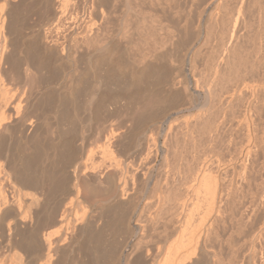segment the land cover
<instances>
[{"label": "bare ground", "instance_id": "1", "mask_svg": "<svg viewBox=\"0 0 264 264\" xmlns=\"http://www.w3.org/2000/svg\"><path fill=\"white\" fill-rule=\"evenodd\" d=\"M57 1L58 4L53 1L57 6L52 1L50 3L53 6L46 5H51L46 18V21H52L51 25L44 31H32V34H25L26 37L21 38L23 35L19 33L18 21L31 15L34 7H20V2L0 0V245L4 241L2 249L8 253L5 254L8 259H1L0 264H57V254L61 255L69 248L75 249V254L77 252L72 264H147L148 254L156 246L158 248L159 244L163 245V250L160 249L162 252L156 255L153 264H264V79L260 78V81L245 78L249 70L255 71V66L257 69L264 66V12L261 9L264 10V0L253 1L258 4L261 1L263 6L259 7L260 4L255 3L261 12L258 14L255 10L259 15V25L256 22L259 27L258 30L255 29L259 41L257 38L253 39L258 41L254 42L257 43L259 56L258 60L254 59L258 63L249 62L250 67L244 56L248 51L247 44L246 52L242 51L245 50L243 43L239 47L243 49L237 47L242 38L246 39L250 26H253L250 20L254 16L251 19L246 11L255 5L252 0H248V4L246 0H235L239 5L233 4L237 6L236 12L231 13L233 16L227 15L224 0H146L149 4L144 3L145 0H134L135 3L140 2V5L141 2L147 3L152 8L156 3L163 13L175 8L174 17L187 29L188 22L196 15L193 39L198 42V47L184 52V59L190 69L188 73H180L182 78L179 80V77L176 84L179 94L185 95L186 105H189L186 109L190 110L188 115L187 112L186 115L181 114L186 105L180 101L184 107L175 110L176 118L167 116L163 121L165 124H160L157 119L159 117H156L158 111L155 107L159 105V100H152V89L149 90L146 86L149 64L143 62L141 70L135 69L127 77L125 69L132 62L126 48L123 47V59L119 53L113 57L116 39L118 41L122 34L125 36V32L130 30L128 27L133 24L127 22V16L130 19L132 14L131 19L133 17L134 20H131L134 22L131 29L135 34L131 35L136 39L139 34L138 38L144 40V43L148 36L144 30L148 33L150 29L155 31L161 22L160 16L150 14L147 7L148 12L150 11V20H147L148 15L140 13L145 7L139 12V7L135 9L137 3L135 6L133 2L130 3L132 0H121L119 5L118 0ZM180 2L184 5L188 3L186 15L180 14L184 6ZM247 5L251 8H246ZM118 8L119 23L118 20L113 21L116 22V28L114 29V25L112 34L109 36V32L104 31L109 38L102 34L105 43L100 47L93 45V40L101 35L100 31L106 26L103 24L110 19L109 15L113 17L114 13L118 14L114 12ZM153 16L158 24L153 19L151 21ZM125 20L129 26L125 25ZM149 21L156 27L152 28L153 23L150 24ZM166 21L169 20L166 18ZM96 22L97 26L91 27ZM206 24H210L208 29L214 26L212 34L211 30L208 32L206 29ZM162 29L164 27L161 31ZM169 29L171 28H167ZM214 33L219 39L218 43L215 40V45H212L210 40ZM16 35L23 40L20 39L21 45L18 43L19 47H15V53L11 56L10 46L14 48V41L12 43L11 39L17 38ZM126 36L123 38L127 39ZM151 42L152 46H156L158 41ZM77 45L83 46L84 50L90 45L92 48L96 46L95 53L79 55L80 66L76 65L77 62L72 57ZM205 46H208L206 50ZM64 50L66 55H63ZM153 50L155 54L156 49ZM236 50L244 52V60L249 67L248 71L244 70L245 77L241 69H235L241 66L238 64L240 62L235 63L238 64L236 67L233 64ZM251 52L250 49L248 53ZM196 55L202 56L200 59L203 61L199 66L195 65ZM107 56L109 60L113 57L110 60V76L105 74L97 78L93 74L91 81H87V84L90 83L88 86L83 83L93 65L98 66L99 62L102 64ZM9 59H12V63ZM65 63L70 66L71 73L78 66L82 72L79 75L68 74L72 76L68 81L65 80L68 83H65L66 93L58 94L51 105L50 99L55 95L51 98L42 88L47 89L50 76L53 73L55 75L57 69ZM241 63L245 65L244 61ZM138 64L133 66L138 68ZM107 68L109 70L108 66ZM208 68L212 69L209 77L206 76L208 74L205 75ZM260 72L264 73L263 68ZM8 74L12 85L20 87L18 92L7 93L3 82L9 78ZM108 79L114 80L116 86L120 85L118 90L127 92L132 98V93H146L144 92L143 99L141 94H138L142 96L138 100L130 98L128 102H133L128 103V106L126 103L125 119L112 120L101 128V118L94 119L97 115L94 111L96 106L93 102H85L93 101L98 89L109 86ZM174 81L175 77L169 83L171 87L176 83ZM82 84L86 86L82 88ZM26 86L36 88L34 97L30 91L25 93ZM76 90L78 96L75 95ZM81 90H87L85 92L89 94L82 92L81 95ZM24 94L27 95L22 99ZM80 95H87L83 97L85 101L81 103L85 105H81V109L87 111V120L91 126H95L96 135L92 142L93 149L87 150L90 152L87 153L89 162L78 164L69 173L67 167L72 159H67L65 164L63 159L75 150L70 136L76 128L75 117L79 113L77 104H81L80 101L76 103V98L81 97ZM47 102L51 108H48ZM47 110L56 118L54 131L50 130L54 133L51 141L47 140L46 132L44 136L39 133L38 128L39 115H46ZM138 122L152 126L149 134L136 138ZM16 129L21 133L17 138L20 141L18 146L23 144L24 150H18L17 145L10 148L8 141L16 134L13 135ZM130 144L137 145L139 150L129 153ZM169 152L174 156L172 164L171 156L168 158ZM160 155L161 161H158ZM55 167L60 168L59 174ZM158 167L161 168L157 170ZM83 179H87L88 185L83 183ZM56 195L60 197L58 210L48 208L49 199ZM138 196H142V204H138ZM54 225H58L56 230L49 229ZM120 233L124 236L127 234L122 243L124 246L127 244L128 249L123 248L122 244L114 245V242L120 241ZM117 235L119 240L116 239Z\"/></svg>", "mask_w": 264, "mask_h": 264}, {"label": "rangeland", "instance_id": "2", "mask_svg": "<svg viewBox=\"0 0 264 264\" xmlns=\"http://www.w3.org/2000/svg\"><path fill=\"white\" fill-rule=\"evenodd\" d=\"M15 1V3H18V2H20V4H18V6H20V7H26V8H37L36 9V11H35V9L33 8V9H31L32 11H33V13H31V15L29 14V16L27 15V18L26 17H24V18H21L18 22L20 23L19 24V33L20 34H22L23 35V37H21V35H20V37L21 38H25L26 37V35H30V34H32V31H33V33H37L38 31H44L45 29H47L50 25H51V23H52V21L51 20H48V21H46L47 19V16H48V14H49V7L52 5V3H53V1L56 3V4H58L57 2H59V1H57V0H49L48 2L47 1H45L44 0V2H46L45 4H44V2L42 1V0H14ZM31 1V2H30ZM52 1V3H50ZM122 1H124V0H122ZM130 1V0H129ZM149 1V0H148ZM148 1H144V3L145 2H147L148 3ZM155 1V0H154ZM221 1V0H220ZM225 1V2H224ZM223 1V3H225V9H226V12H228L227 13V15H231V13H235L236 12V10H237V6L239 5V2H238V4H237V2H234L235 0H232L231 1V3H230V0H224ZM227 1V2H226ZM237 1H239V0H237ZM250 1V0H249ZM254 0H252L251 2H253ZM262 1V0H261ZM261 1L259 2V4L261 3ZM25 4H24V3ZM43 4H42V3ZM120 3L121 2V0L119 1H117V3ZM134 3V6H135V4L137 3H135L134 2V0H132V1H130V3L131 4H133ZM228 2H229V4H228ZM234 2V3H233ZM246 2H247V4H248V0H246ZM245 2V3H246ZM257 2V1H256ZM256 2H253L254 4L256 3ZM119 3H118V5H119ZM144 3H142L141 2V5H140V2L139 3H137L136 5H137V7H135V9L137 8L138 9V7H139V12L140 11H142L141 10V8L142 7H145L143 10L145 11H142V12H140L141 14L142 13H145L146 15H148L147 17L149 18L150 17V15H149V13H150V11H151V13L150 14H152V13H154V15L156 16V14H158V16H160V18L159 19H161V22L162 23H164L165 22V20H166V18H167V20H169V21H166L165 22V24H163V25H160L161 24V22L159 23V25H160V28H159V25H157V28H155L156 26L154 25V23L153 22H155V24H158V23H156V20H154L153 18H155L154 16L153 17H151V21H152V19L154 20L153 22H151V23H153V25H152V28H155V31H154V29H150V33H148V31H146L145 32V30H144V33H147L148 34V36H147V39L145 40V43H144V40H140V38H138L139 37V34H137L138 36H136V39H135V37H133V35H131V34H133L134 32V30H133V28L131 29V27L133 26V24H134V22H131V20H133V17H132V19H131V16H132V14H130V19L128 18V16H127V18L126 19H128V21L127 22H129V23H133L132 25H130V24H128L127 22H126V20H125V25L126 26H129L130 25V27H128V28H130V30L132 31H130L129 29H125V30H129L130 31V34H129V31L127 32L128 34H126V32H125V36L126 35H128V36H126L127 37V39L126 38H123V37H125V36H123L124 34H122L119 38H118V41H117V39H116V42H115V44L113 45V48L114 49H116V50H114V54L115 55H113V53H112V55H113V57H116V54H121L122 56H120V57H122V59L124 58V54H125V52L123 51L125 48H126V53H128L129 55H130V57H131V62H132V65L129 67L128 66V68H126L125 69V73H126V76H127V72H128V76L127 77H129L130 76V73H132V72H134L135 71V69H138V70H141L142 68H143V66H144V63L145 64H149V67H150V69H149V73H147V74H149V79L147 78L146 79V86H147V88L149 89V90H151V97H152V100H154V101H158L159 100V107L157 106V108L155 107V109H156V111H158L157 112V116L156 117H159V118H157V119H159L158 121H159V123L161 124V122H163V121H165V119L167 118V116H170V117H172V118H176V114L174 115V112H176L177 110L176 109H178L179 110V108L181 109V108H183L184 107V105H182V103L183 104H185L186 105V98H185V95H180L179 94V92H178V89L176 88V84H177V82L179 81V80H181V78H182V73L183 74H185V73H188V71H189V69H190V66H189V64L187 63V61L184 59V54L187 52V50H189V49H191V48H194L195 49V47L197 48L198 47V42L196 41V39H193L195 36V32H194V30H195V23H196V15H194L193 16V18H192V21H189L188 22V29H187V27L186 28H184L183 27V25H182V23H180L179 22V20H177L178 18L175 16L174 17V10H175V8H173L172 10H167L166 11V13H163L162 11H161V8L159 7V5L158 4H156L155 2V4H154V6H153V8L152 7H149L150 5H146V4H144ZM252 3V4H253ZM262 3L264 4V2L262 1ZM261 3V4H262ZM47 4H51V5H48L49 7H47L46 5ZM54 4V3H53ZM56 4H54V5H56ZM149 4V3H148ZM227 4V5H226ZM233 4H236V5H233ZM251 3H249V5H250ZM253 4V5H254ZM258 4V2H257V5H259ZM259 5V7H262L263 5ZM45 5V6H44ZM139 5V6H138ZM142 5H144V6H142ZM146 5V6H145ZM157 6V8H156V6ZM180 5L181 6H183L184 4H183V2H180ZM187 5H188V3L186 4V5H184L183 6V8H181V11H180V14L183 16V15H186L187 14V11H186V9H187ZM246 5V4H245ZM245 5H244V7H245ZM256 5V4H255ZM254 5V6H255ZM255 6V7H257V8H255L254 6V8L252 7H250L251 9H247L246 11H248V16H250L251 17V19H252V17L254 16V18L256 19H252V20H250L251 22V24L253 25V26H250L251 28H249V30L248 31H250V32H248V34H246V36H245V38L246 39H244V40H246L247 41V43L243 40V38H242V42L240 41V45L237 47V49H243V47H241V48H239L240 46H242L243 44H244V47H245V45L247 46V49H248V51H247V49H246V47H245V50H242V51H244V52H246V54H244V56H245V59H246V61L244 60V56H243V53L244 52H242L241 50H238V52H237V50H236V56H235V58L236 59H234L233 60V64H235V63H237V62H240V63H238V64H240L241 66L239 67V66H237L238 64H235L234 66L236 67L237 66V68H235L236 70L239 68V69H241L242 70V72H240V74L242 73L243 74V76L245 75V69H247V68H249L250 67V64L251 63H255V60L254 59H256L257 58V60H258V56L259 55H257L258 54V52H257V48H256V44L258 43V33H257V30H258V28L257 27H259V26H257V25H259V23L257 22V20H258V18H259V15H257L256 13H258L260 10H259V7L258 6ZM32 6V7H31ZM35 6H38V7H35ZM53 6V5H52ZM57 6V5H56ZM141 6V7H140ZM186 6V7H185ZM228 6H230V7H228ZM232 6H234L233 7V10H232ZM43 7V8H42ZM45 7V8H44ZM55 7V6H54ZM149 9H148V8ZM248 7V5L246 6V8ZM248 7V8H249ZM264 7V6H263ZM47 8V9H46ZM152 8V9H151ZM159 8H160V10H159ZM186 8V9H185ZM229 8V9H228ZM231 8V9H230ZM245 8V9H246ZM41 9V10H40ZM46 9V10H45ZM150 10L149 12H148V10ZM252 9H254L253 11H254V13L252 12ZM262 9V11L264 12V10H263V8H261ZM116 10H118V11H114V12H118V14H116V13H114L113 14V17H111L110 15H109V18L110 19H108V20H106L107 21V23L108 22H110V23H106V21H105V24H103V25H106L105 27L104 26H102V28L104 27L105 28V30H103L102 28V30L100 31L101 32V35L103 34L105 37H107V39L109 38V36L112 34L111 32L113 31V27H114V25H115V23H113V21H117L118 20V23H119V18H120V15H119V12H120V9L118 8V9H116ZM228 10V11H227ZM255 10H256V13H255ZM259 10V11H258ZM43 11V12H42ZM138 11V10H137ZM147 11V12H146ZM183 11V12H182ZM233 11V12H232ZM251 13H250V12ZM36 12V13H35ZM48 12V13H47ZM113 12V11H112ZM148 13V14H147ZM171 13V14H170ZM260 14H261V12H259ZM258 13V14H259ZM121 14V13H120ZM163 14V15H162ZM165 14V15H164ZM167 14V15H166ZM233 14L231 15V16H233ZM247 14V13H246ZM256 14V15H255ZM264 14V13H263ZM112 15V14H111ZM119 15V16H118ZM129 15V14H128ZM144 15V14H143ZM146 15H144V16H146ZM153 15V14H152ZM151 15V16H152ZM253 15V16H252ZM117 16V17H116ZM157 16V17H158ZM161 16H163V17H161ZM164 16H166V17H164ZM258 16V17H257ZM30 17V18H29ZM146 17V18H147ZM257 17V18H256ZM115 18H117V19H115ZM147 18V20H150V18L148 19ZM42 19V20H41ZM115 19V20H114ZM157 20H158V18H156ZM171 19V20H170ZM38 21V22H37ZM134 21V20H133ZM160 21V20H159ZM259 21V20H258ZM25 22V23H24ZM43 22V23H42ZM256 22L258 23L257 25H256ZM127 23V24H126ZM149 23H150V21H149ZM150 23V24H151ZM21 24H22V26H21ZM39 24V25H38ZM93 24V23H92ZM97 22L96 23H94V25H92L91 27H95V26H97ZM251 24H249V25H251ZM109 25V26H108ZM111 25V26H110ZM168 25V26H167ZM208 27H206V29H208L209 28V25L208 24H206ZM170 26V27H169ZM172 26V27H171ZM175 26V27H174ZM177 26V27H176ZM164 27V29H162V31H161V28H163ZM166 27V28H165ZM111 28V29H110ZM116 28V25H115V27H114V29ZM127 28V27H126ZM167 28H171V29H169V30H174L173 32L172 31H169V30H167ZM193 28V29H192ZM211 28V27H210ZM212 28H214V26L212 27ZM208 29V32L211 30L212 32H211V34L215 31H213V29ZM216 28V27H215ZM257 28V30H255ZM21 29H22V31H21ZM25 29V30H24ZM40 29V30H39ZM176 29V30H175ZM252 31H251V30ZM148 30V29H147ZM164 30V31H163ZM167 30V31H166ZM104 31H106V32H109V36H107L108 35V33H106V32H104ZM196 31V30H195ZM256 31V32H255ZM104 32V33H103ZM152 32V33H151ZM172 34H171V33ZM255 32V33H254ZM155 33H156V35H155ZM166 33L169 35V36H173V38L171 39V37H169L168 35H166ZM185 33H186V35H185ZM26 34V35H25ZM100 34V33H99ZM135 34V33H134ZM149 34L151 35L152 34V36H149ZM98 35V36H100V37H103V39H102V41L103 40H105V37L102 35ZM130 35V36H129ZM185 35V36H184ZM193 35V36H192ZM210 35V34H209ZM17 36V38H13V39H11V41H12V43H13V41H14V44H13V49H12V45L10 46V54H11V56H12V53L14 54L15 53V47L16 48H18L19 47V44H20V41L21 40H23V39H21L18 35H16ZM16 36H14V37H16ZM98 36L95 38V40H93V42H92V44L93 45H97V47H100V46H102L104 43H105V41H103V43H102V41H100L101 39H100V37L98 38ZM123 36V37H122ZM156 36V37H155ZM212 36V35H211ZM217 36V34L215 35V33L213 34V36L211 37L212 39L210 40L211 41V43H212V45H215V44H213V43H215V40H216V43H218V39H219V36L218 37H216ZM129 37H132V38H134L135 39V42H134V39H132V38H130L129 39ZM150 37H152V39L150 38ZM158 37V38H157ZM177 37V38H176ZM251 38V39H250ZM254 38H257V40H253ZM21 39V40H20ZM106 39V40H107ZM125 39V40H124ZM159 42H157L156 43V40ZM160 39V40H159ZM172 40V41H170V40ZM214 39V40H213ZM25 40V39H24ZM121 40V41H120ZM128 40V41H127ZM130 40V41H129ZM142 43V44H139V45H141V47L139 46V45H137L138 43H140L139 41ZM151 40L153 41V42H155L156 43V46H155V44H154V46H152L153 45V43L151 42ZM180 40V41H179ZM251 40V41H250ZM94 41H96L97 42V44L94 42ZM101 42V43H99V42ZM124 41V42H123ZM127 41V42H126ZM134 42V44H132L133 42ZM136 41H138V43L136 42ZM163 41V42H162ZM214 41V42H213ZM244 41V42H243ZM257 42V43H255V42ZM16 42V43H15ZM22 42V41H21ZM131 42V43H130ZM165 42V43H164ZM219 42H220V40H219ZM19 43V44H18ZM127 43H129L128 44V46L127 47H129V48H127V47H125L126 45H127ZM137 43V44H136ZM192 43V44H191ZM243 43V44H242ZM79 44V43H78ZM123 44V45H122ZM146 44V45H145ZM249 44V45H248ZM16 45V46H15ZM21 45V44H20ZM79 45H82V44H79ZM79 45H77L78 47V49L76 48V53L74 52L73 54H74V56L72 55V57L76 60L75 61V63L77 62V63H79V64H77L76 63V65H79L80 66V62L78 61L79 60V58L78 57H80V56H82L83 54H85V53H95V48H96V46H94L93 48H92V46L90 47H88V48H86L87 50H84L85 48H83V46L81 47V46H79ZM117 45H119V47L117 46ZM164 45V46H163ZM18 46V47H17ZM130 46H133V47H130ZM152 47V49L150 48V47ZM250 46V49L252 50V52H257V53H252L251 52V54L250 53H248L249 52V47ZM118 47V48H117ZM123 47H124V49H123ZM142 47H143V49H142ZM148 47V48H147ZM155 47H157V48H155ZM208 47V46H207ZM206 46L204 47V49L206 50V48H207ZM120 48H122L121 50H120ZM138 48V49H137ZM203 48V47H202ZM201 48V51H204V49H202ZM142 49V50H141ZM152 50V52H151V50ZM153 49H156V52H155V54H154V50ZM92 52H91V51ZM121 52H120V51ZM130 52H129V51ZM133 50H134V52H133ZM140 50V51H139ZM82 51V52H81ZM89 51V52H88ZM119 51V52H118ZM147 51V52H146ZM186 51V52H185ZM117 52V53H116ZM145 52V53H144ZM158 52V53H157ZM185 52V53H184ZM240 52V53H239ZM81 53V54H80ZM123 53V54H122ZM147 54V55H146ZM239 54V55H238ZM248 54H250L251 56L248 58L247 56H248ZM252 54H253V57H252ZM63 55H66V51L64 50L63 51ZM80 55V56H79ZM132 55V56H131ZM133 55H134V58H133ZM257 55V56H256ZM140 56V57H139ZM145 56V57H144ZM200 56V57H199ZM242 56H243V58H242ZM112 56H111V59L113 58ZM154 57V58H153ZM202 56L201 55H196L195 56V60H196V62H197V64H195V65H197V66H199V65H201L202 63V61L203 60H201L202 58H201ZM76 58H78V59H76ZM141 58H142V60H141ZM201 58V59H200ZM238 58V59H237ZM249 60H248V59ZM110 59V60H111ZM135 59V60H134ZM250 59H252V60H250ZM11 60V62L10 63H12V59H9V61ZM109 60V58H108V56H107V58H104L103 59V62H102V64H101V62H99V64H98V66H97V64H94L93 65V68H92V70H90V72H88L87 73V75H86V80L85 81H83V83L85 82V84H87L88 82H89V80L91 81V77H93L94 75H95V77L97 76V78H98V76H103V75H107V76H110V73H112L111 72V70L112 69H110V67L112 68V66H110V64H111V61ZM132 60H134V61H132ZM138 60V61H137ZM140 60V61H139ZM201 60V61H200ZM237 60V61H236ZM240 60V61H239ZM256 60V61H257ZM137 61V62H136ZM244 61V63L246 62V63H248V65H249V67L247 66V64L245 63V67L242 65V63L241 62H243ZM254 61V62H253ZM143 63V64H138V63ZM195 62V63H196ZM249 62H251V63H249ZM95 63V62H94ZM105 63V64H104ZM135 63H137L139 66H138V68L136 67H134L133 66V64H135ZM256 63H258V62H256ZM255 63V64H256ZM50 64V67H51V63H49ZM232 64V65H233ZM109 67V70H108V68H107V66ZM140 65H143V66H141L140 67ZM182 67H180V66ZM209 65V64H208ZM208 65H206V67L208 66ZM69 65L67 64L66 65V63L62 66V67H59L58 69H57V73H55V75H54V73L50 76V78H49V80H48V82L47 83H49V84H46V87H47V89L45 90L44 88H42L47 94L49 93L50 94V97L51 98H53V96H54V98L53 99H50V101H48V102H50V104L52 105L53 103H54V100H55V97L58 95V94H61V95H64V93H66L65 92V90H66V84H68L67 83V81L71 78V76L73 75V73L74 74H76V75H79L81 72H82V70H80L79 68V66L77 67V68H73L74 69V71H73V73H71L70 71H69V68H70V66L68 67ZM81 66H83V64L81 65ZM106 66V67H105ZM233 66V67H234ZM263 66V65H262ZM262 66H260V67H262ZM134 67V68H133ZM210 67V66H209ZM255 67H256V69H255ZM254 67V69H255V71L253 72V69L250 71V72H253V73H250L249 71H248V69H247V73H246V79H248V78H251L252 80L254 79H256V80H260V78L263 80L264 79V77H263V74L264 73H262V72H260V71H262V68H263V72H264V66L262 67V68H258L257 69V66H255ZM97 68H98V70H97ZM107 68V69H106ZM131 69H134L133 71L131 70ZM178 69H180L179 71H178ZM206 69V71H207V68H205ZM209 69V68H208ZM60 70V71H59ZM78 70V71H77ZM95 70H97L96 72H95ZM99 70H101V71H99ZM128 70V71H127ZM130 70H131V72H130ZM240 70V71H241ZM257 70V71H256ZM258 70H259V72H258ZM77 71V72H76ZM89 71V70H88ZM103 71H104V73H103ZM105 71H108V72H105ZM205 71V75L206 74H208V75H206V76H208L209 77V75L211 74V72L210 71H212V69L210 70L209 69V71L208 72H206ZM237 71H239V70H237ZM92 72V73H91ZM100 72V73H99ZM110 72V73H109ZM154 72V73H153ZM179 72V73H178ZM210 72V73H209ZM99 73V74H98ZM181 73V74H180ZM58 74H59V76H58ZM61 74V75H60ZM68 74H72L71 76H68ZM94 74V75H93ZM241 74V75H242ZM253 74V75H252ZM259 74V75H258ZM261 74V75H260ZM172 75H174V76H172ZM7 76H9V78L7 77ZM6 76V78H8L6 81L4 80V87H5V89L6 90H8L7 91V93H11L12 94V92L13 91H19L20 89V87L19 86H17V85H12V81H10V74H8ZM156 76V77H155ZM176 76H177V78H176ZM211 76V75H210ZM251 76H253L254 78H252ZM171 77V78H170ZM175 77V81H174V85H172V87L170 86V84H171V82L170 81H172V78H174ZM180 77V78H179ZM5 78V77H4ZM5 78V79H6ZM109 78V77H108ZM170 78V79H169ZM178 78H179V80H178ZM12 79V78H11ZM89 79V80H88ZM110 79V78H109ZM108 79V81H110V82H112V85H111V83L110 82H108V84H109V86L107 85L106 86V88L104 89H98V91H97V97L92 101H86L85 103L87 104V103H91L92 104V102H93V104H94V106H96V108H95V112L97 113V115L94 113V111H93V114L94 115H96L95 117H94V119L96 118V119H100L101 118V121H102V125H101V128H103V126H105L106 124H108L110 121H112V120H119V119H125V112H124V110H126L125 109V107L127 108V106L129 105V104H131V102H133L134 100L133 99H136V100H138L139 98H141L142 96V99L143 98H145L144 96H145V93L144 92H142V93H140L142 96H139L138 94H137V92H135V93H132V95H133V97L134 98H132V97H130V95L128 96L127 95V92H124V91H120V90H118L119 89V87H120V85H117L116 86V84L115 83H113V81L114 80H109ZM176 79H177V81H176ZM65 80H67V81H65ZM262 80H260V81H262ZM10 81V82H9ZM88 81V82H87ZM169 81V82H168ZM66 83V84H65ZM170 83V84H169ZM83 85L82 84V88H84V86H86V85ZM90 84V83H89ZM89 84H87V86L89 85ZM166 84V85H165ZM9 85V86H8ZM48 85V86H47ZM114 85V86H113ZM15 86V87H14ZM151 86H153V87H151ZM170 86V87H169ZM19 87V88H18ZM33 87V86H32ZM30 88V87H28V86H26V89L27 90H25V93H30V92H32V95L31 96H35V92L37 91L36 90V88L34 89V88ZM115 87V88H114ZM118 87V88H117ZM13 88V89H12ZM17 88V89H16ZM54 89V90H53ZM63 89V90H62ZM80 89V88H79ZM85 89H87V87L85 88ZM116 89V90H115ZM84 90V89H83ZM111 90V91H110ZM148 90V91H149ZM28 91V92H27ZM30 91V92H29ZM35 91V92H34ZM80 90H78V92H79ZM85 91H87V90H85ZM84 91V92H85ZM57 92V93H56ZM63 92V93H62ZM76 92H77V90L75 91V95H77L76 94ZM82 90H81V95H82ZM83 92V93H84ZM104 92V93H103ZM109 92V93H108ZM176 92V93H175ZM86 94H87V92H85ZM10 94V95H11ZM26 94V95H27ZM79 94H80V92H79ZM89 94V93H88ZM87 94V95H88ZM128 94H130L129 92H128ZM134 94H135V96H136V98H135V96H134ZM157 94V95H156ZM9 95V94H8ZM26 95L24 94L23 95V97H22V99H25L24 97H26ZM80 95V96H81ZM86 95V96H87ZM166 95V96H165ZM78 96V95H77ZM85 95H83V96H81L82 98L84 97ZM85 96V97H86ZM156 96V97H155ZM163 96H165V97H163ZM178 96V97H177ZM181 96V97H180ZM12 97V96H11ZM81 97H78V98H76V103L78 102V101H80V103L82 102H84L85 101V97L83 98V101H82V98ZM138 97V98H137ZM111 98V99H110ZM114 98V99H113ZM133 100V101H131L130 103L128 102V101H130L131 99ZM160 98V99H159ZM164 98V99H163ZM12 99V98H11ZM81 99V100H80ZM141 99V100H142ZM157 99V100H156ZM167 99V100H166ZM104 100V101H103ZM135 100V101H136ZM24 101V100H23ZM97 101V102H96ZM180 101L182 102V103H180ZM10 102V101H9ZM11 102H12V100H11ZM45 102H46V100H45ZM48 102H47V104H48ZM64 102V101H63ZM121 102H122V104H121ZM125 102V103H124ZM24 103V102H23ZM77 104V106H78V109H79V113L77 114V117H75V118H77V119H75V120H77L76 121V124H75V131L72 133V135L70 136V138H73V139H71V142L73 143V147H74V149L75 150H73V154H74V157H72V155L73 154H68V155H66V157L63 159L64 160V163L63 164H65V162L67 161V159H69V161H70V163L68 164V167H67V171H69V173H72L73 171H74V168L76 169V167L77 166H79L80 164L82 165V163L83 162H85V163H88L89 162V154H90V152H88V151H91L93 148V146H94V144L92 143V142H94V139H95V135H96V128H95V126H91V123H89L88 122V116H87V111L83 108V109H81L85 104ZM96 103V104H95ZM108 103V104H107ZM126 103H127V106H126ZM129 103V104H128ZM162 103V104H161ZM46 104V105H47ZM101 104V105H100ZM177 104V105H176ZM49 105V104H48ZM51 105H49V107L48 106H46V107H48V108H51ZM80 105V106H79ZM81 105H83L82 107H81ZM99 105V106H98ZM109 105H111V106H109ZM181 107H180V106ZM176 106H178V108H176ZM80 107V108H79ZM186 107H188L189 108V105H186L184 108H183V113H181V114H184V115H186V112H187V115H188V113H189V110H188V108L186 109ZM116 109V110H115ZM176 110V111H175ZM185 110V111H184ZM48 111V110H47ZM38 112V111H37ZM120 112V113H119ZM124 112V113H123ZM36 113V112H35ZM39 113V112H38ZM41 113V112H40ZM52 114V112L49 110L48 112H46V115L45 114H41V116L39 115V117H40V119L38 120L39 121V125H38V128H40L39 129V133H42V135H44V133L46 132V135H47V140H49V141H51V139L54 137L53 135H54V133L52 132V131H50L51 129L54 131V126H55V121H56V118L55 117H53L54 116V114H53V116L51 115ZM110 113V114H109ZM34 114V113H33ZM92 114V113H91ZM166 116H165V115ZM173 114V115H172ZM180 114V115H181ZM44 115V116H43ZM49 115H51V116H49ZM79 115V116H78ZM99 115V116H98ZM49 117V119H48V117ZM164 116H165V118H164ZM173 116H175V117H173ZM38 117V118H39ZM43 117L45 118V119H43ZM47 117V118H46ZM98 117V118H97ZM48 119V120H47ZM79 119V120H78ZM156 119V120H157ZM46 122V123H44V122ZM79 121V122H78ZM104 121V122H103ZM52 122V123H51ZM78 122V123H77ZM43 123V124H42ZM84 123V124H83ZM38 124V123H37ZM90 124V125H89ZM140 124V125H139ZM144 123H139L138 122V126H139V129H138V133L140 134H136V138H138V136L139 137H141L143 134H145V133H147V134H149V132H150V129L152 128V126L149 124V123H146L145 125H143ZM163 124H165L164 122H163ZM46 125V126H45ZM50 125V126H49ZM52 126V127H51ZM80 126V127H79ZM148 126V127H147ZM78 127H79V129H78ZM43 129V131H42V129ZM94 128H95V130H94ZM143 128V129H142ZM145 128V129H144ZM76 129H77V131H76ZM18 129H16L15 130V132L13 133V138H12V136H11V139H10V141H8L9 142V145L11 146L10 148H12L13 146L15 147L16 145L18 146V143H20V141L18 140L19 139V137L20 136H18V134L19 135H21V133L19 132V131H17ZM93 131V132H92ZM75 132H77V133H75ZM142 132V133H141ZM49 134V135H48ZM52 134V135H51ZM74 134V135H73ZM17 136V137H16ZM45 136V135H44ZM50 136V137H49ZM52 136V137H51ZM18 138V139H17ZM50 138V139H49ZM14 139V140H13ZM18 141V142H17ZM12 142H14V144L12 143ZM23 142V141H22ZM75 142V143H74ZM20 145V144H19ZM131 145V147H129V145H128V147H129V153H133V152H135L136 150L138 151L139 150V147L137 146V145H135V144H130ZM134 145V146H133ZM16 146V147H17ZM80 146V147H79ZM20 146H18V150L20 149H22V150H24L23 149V144H21V147L19 148ZM83 147V148H82ZM82 149L81 151L80 150H77V149ZM91 149V150H90ZM77 150V151H76ZM88 150V151H87ZM77 152V153H76ZM87 153H89V154H87ZM169 155H168V158L170 157V158H172L171 160H172V162H171V164L173 163V157H172V153L171 152H169L168 153ZM171 154V155H170ZM76 155V156H75ZM72 157V158H71ZM74 158L75 159H77V160H74ZM87 159H88V161H87ZM62 160V161H63ZM85 160V161H84ZM170 160V159H169ZM87 161V162H86ZM158 161H161V155L159 156V160ZM170 162V161H169ZM62 163V162H61ZM84 163V164H85ZM159 163V162H158ZM79 164V165H78ZM170 164V165H171ZM59 167V166H58ZM57 167V168H58ZM57 168L55 167V170L57 171V173L59 174V169L60 168H58V170H57ZM159 168H161V167H158V168H156L157 170L159 169ZM163 168V167H162ZM156 170V171H157ZM56 173V174H57ZM156 173V172H155ZM87 179H83V183L85 184V185H88V182L86 181ZM144 186V185H143ZM141 188H144V187H142V186H140ZM7 188V187H6ZM57 196V195H56ZM56 196H53V197H51L50 199H49V201H48V208H50V209H52V208H54L55 210H58V208H59V195L56 197ZM59 197V198H58ZM141 197V198H140ZM138 198H139V203L138 204H142L143 203V201H142V196H138ZM130 221H132V220H130ZM58 225H54V227L52 226V227H49V229H53V230H56L58 227H57ZM55 228V229H54ZM120 234H121V236H120ZM120 234H118L119 235V237H118V235L116 236V239L117 240H119L120 238V241L118 242L117 240H115V241H117V242H114V245H116V243L118 244V245H120L121 246V244L123 245L124 243H122V242H125L124 240L126 239V237H127V234L124 236V235H122V233H120ZM123 234H125V233H123ZM119 239H118V238ZM125 237V238H124ZM124 239V240H123ZM123 240V241H122ZM0 241H2L1 239H0ZM2 244L0 245V248L2 249L3 247V244L5 243L4 241L3 242H1ZM124 246V245H123ZM122 246V247H123ZM127 248L128 249V247H127V244L123 247V248ZM157 247V246H156ZM155 247V249L153 250V251H151L148 255H149V257H148V260H147V264H153V260L155 259V257H156V255H159L160 254V252H162V250H163V245H161V244H159V246H158V248H156ZM0 249V250H1ZM160 249H162V250H160ZM70 250V251H69ZM72 250H73V252H72ZM75 249H71V248H69L68 250H67V252H65V253H63V254H66V255H63V254H57V264H72L71 262H73L74 261V257H75V255L77 256V252H76V254H75ZM5 254H8V253H5V252H3V249L0 251V260L2 259V260H6V258L8 259V255H5ZM2 255V256H1ZM61 256V257H60ZM4 257H5V259H4ZM72 259H73V261H72ZM65 260V261H64ZM69 262V263H68Z\"/></svg>", "mask_w": 264, "mask_h": 264}]
</instances>
